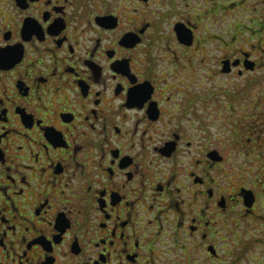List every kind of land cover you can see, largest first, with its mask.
<instances>
[{"label":"flooded vegetation","instance_id":"af4514ba","mask_svg":"<svg viewBox=\"0 0 264 264\" xmlns=\"http://www.w3.org/2000/svg\"><path fill=\"white\" fill-rule=\"evenodd\" d=\"M262 0H0V264H264Z\"/></svg>","mask_w":264,"mask_h":264},{"label":"rangeland","instance_id":"374dc122","mask_svg":"<svg viewBox=\"0 0 264 264\" xmlns=\"http://www.w3.org/2000/svg\"><path fill=\"white\" fill-rule=\"evenodd\" d=\"M257 1V0H256ZM263 2H262V8H264V0H262Z\"/></svg>","mask_w":264,"mask_h":264}]
</instances>
